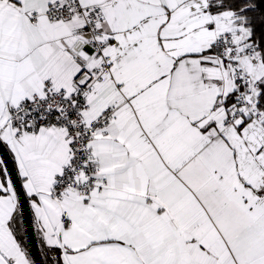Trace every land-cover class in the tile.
Returning a JSON list of instances; mask_svg holds the SVG:
<instances>
[{"label":"snow or ice","instance_id":"1","mask_svg":"<svg viewBox=\"0 0 264 264\" xmlns=\"http://www.w3.org/2000/svg\"><path fill=\"white\" fill-rule=\"evenodd\" d=\"M0 264H264V0H0Z\"/></svg>","mask_w":264,"mask_h":264}]
</instances>
